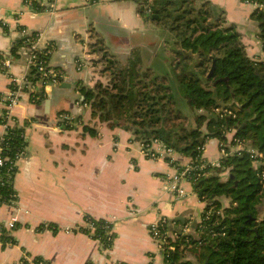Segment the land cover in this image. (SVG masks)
<instances>
[{
	"label": "crops",
	"instance_id": "0c3cea01",
	"mask_svg": "<svg viewBox=\"0 0 264 264\" xmlns=\"http://www.w3.org/2000/svg\"><path fill=\"white\" fill-rule=\"evenodd\" d=\"M209 1L221 7L241 34L247 55L263 60L250 19L256 7L240 0ZM31 34L40 35L39 48L52 47L48 67L59 74L56 84L31 85L26 79L31 69L28 50L20 46L11 55L12 46ZM148 37L133 0H56L53 11L40 13L23 7L21 0H0V94L8 91L11 78L17 79L19 102L9 115L23 128L27 143L16 162L15 207L0 206V224L16 219L14 229L5 230L14 244L0 243V264H21L23 258L30 264L35 257L49 264H166L148 230L159 218L178 222L169 237H198L205 202L192 186L183 183L187 196L177 199L167 190L176 168L145 158L129 131L112 129L92 116L80 94L81 85L105 84V54L124 67L133 51L144 53ZM251 49L256 52L249 53ZM60 115L68 117L70 128L62 127ZM203 147L204 159L218 163V142L206 140ZM173 160L179 166L190 162L178 153ZM85 216L112 224L110 249L79 230L86 227ZM47 224L55 231H38Z\"/></svg>",
	"mask_w": 264,
	"mask_h": 264
},
{
	"label": "trees",
	"instance_id": "16d2710c",
	"mask_svg": "<svg viewBox=\"0 0 264 264\" xmlns=\"http://www.w3.org/2000/svg\"><path fill=\"white\" fill-rule=\"evenodd\" d=\"M133 1L142 20L172 35L175 74L158 76L144 68L138 50L124 67L105 54L102 63L110 80L92 88L81 85L83 102L92 116L110 128L129 131L132 141L145 145L157 140L189 158L193 167L206 162L197 150L206 140H216L224 147L226 155L216 166L208 165L199 173L194 170L189 176L194 193L205 202L196 226L198 237L180 233L166 238L162 247L166 264H264V162L254 164L247 152L264 154V59L247 55L236 27L226 21L222 9L208 1ZM240 1L257 5L250 19L264 55V0ZM35 35L19 39L11 55L20 46L28 47L27 41ZM26 79L35 85L39 73L31 67ZM9 89L14 87L9 85ZM187 112L194 113L189 128L183 124ZM62 127L71 126L64 121ZM83 131L95 135L89 127ZM229 136L241 142L243 150L232 152L225 147ZM26 146L23 128L16 123L0 140L7 158L0 167V206L17 200L13 189L17 167L9 161L24 156ZM168 164L177 170L183 167L176 161ZM223 200L228 201L226 206ZM84 223L86 227L79 229L82 233L98 241L102 249L111 248L115 238L111 223L88 216ZM176 224L166 219L160 232H169ZM43 229L55 231L50 224L38 227V231ZM0 243L14 244L1 224ZM32 262L49 264L39 257ZM21 264L28 262L23 258Z\"/></svg>",
	"mask_w": 264,
	"mask_h": 264
},
{
	"label": "built area",
	"instance_id": "2783aa9c",
	"mask_svg": "<svg viewBox=\"0 0 264 264\" xmlns=\"http://www.w3.org/2000/svg\"><path fill=\"white\" fill-rule=\"evenodd\" d=\"M23 7L26 9L35 12H46V11H53L55 6L56 0H21ZM88 3H95L97 0H86ZM248 3V2H247ZM250 4V3H248ZM257 7L256 4H251ZM24 33V31H22ZM40 40V35H35L33 40L27 41L30 45L28 47L23 46L26 50H28V56H29V64L30 67H33L37 70V73H39V79L37 81L38 84L42 86L46 85H53L58 82L59 74L48 67V59L50 58V55L52 53V47L49 44H45L43 48L38 47V41ZM7 65V62H2V67L4 68ZM10 85L14 87V89H8V91L5 94H0V105H2L3 110L0 111V126L3 128L4 132L2 135H0V140L3 139V136L6 135L7 131L10 127H12L15 123L11 119L9 115L10 109H12L14 106H16L19 102V82L15 78H11ZM60 118L65 121L68 119L65 115H60ZM234 143L235 146L232 147L230 143ZM228 147L232 152L243 150L244 146L241 142L229 139L228 144L225 146ZM197 150L201 152V159H204L203 152L204 147H199ZM219 151L221 157H224L226 155L224 147L220 144L219 145ZM3 148L0 147V167L3 166V164L7 161L6 157H3L2 155ZM247 152L250 155V158L252 159L254 164H262L264 162V154L255 152L254 150H247ZM140 153L148 159L152 160H168L169 163H172L173 155L175 152L171 149L163 145L157 140L151 141L149 144H140ZM23 156L17 157L13 161H9V164L12 166H16V162ZM205 160V159H204ZM206 161V160H205ZM208 165L216 166L217 163H209V162H202L200 161L198 166L193 167L191 166V161L188 165L183 166L181 170L176 169V173L174 176H172L167 181V190L173 194L177 199H183L187 196L186 191L183 188V183H189L190 184V178L189 176L194 170H197V172L203 171ZM264 178V176H262ZM16 200L10 199V202H8L4 206L8 207H15ZM2 206V205H1ZM15 217L11 218L8 222H6L3 226V228L7 231H10L14 229L15 227ZM166 224L165 218H159L156 222L149 225L148 230L150 233V236L154 241L159 244L160 248L163 247V245L166 244V238L169 237V233L167 231L161 233L160 227ZM187 230V225L183 227V231L185 232ZM169 249H172L170 247ZM30 264H40V263H34L31 261Z\"/></svg>",
	"mask_w": 264,
	"mask_h": 264
},
{
	"label": "rangeland",
	"instance_id": "374dc122",
	"mask_svg": "<svg viewBox=\"0 0 264 264\" xmlns=\"http://www.w3.org/2000/svg\"><path fill=\"white\" fill-rule=\"evenodd\" d=\"M205 1H208L217 9H221V7L209 0ZM144 29L149 33V37L146 42L148 46H146L143 50L144 53L140 56L142 66L144 68H150L155 75L172 77L175 74L173 68V54L171 52L172 35L167 30H164L161 27H156L150 21H144ZM252 50L253 49L249 50V53H252ZM254 52H256V50H254ZM253 57L255 58V56ZM105 76L106 81H104V83L106 84L109 82L110 77L108 73H106ZM188 111L191 112L190 110ZM189 112L185 113L188 119L186 118L187 120L183 121L186 128L193 126L191 124V119L194 113L190 114Z\"/></svg>",
	"mask_w": 264,
	"mask_h": 264
},
{
	"label": "water",
	"instance_id": "95a60500",
	"mask_svg": "<svg viewBox=\"0 0 264 264\" xmlns=\"http://www.w3.org/2000/svg\"><path fill=\"white\" fill-rule=\"evenodd\" d=\"M48 105V101L45 103V106H47Z\"/></svg>",
	"mask_w": 264,
	"mask_h": 264
}]
</instances>
